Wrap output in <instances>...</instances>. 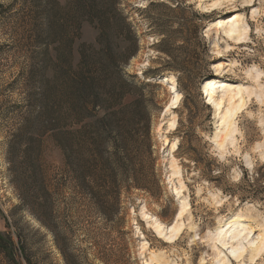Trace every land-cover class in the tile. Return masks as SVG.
<instances>
[{"label":"rangeland","instance_id":"obj_1","mask_svg":"<svg viewBox=\"0 0 264 264\" xmlns=\"http://www.w3.org/2000/svg\"><path fill=\"white\" fill-rule=\"evenodd\" d=\"M118 3L138 39L136 56L124 72L151 86L144 89L147 120L138 114L131 115V121L119 117V132L130 151L125 181L132 183L135 178L142 188L122 192L123 222L119 233H110L100 229L98 215H86L83 207L69 211L71 172L78 162L68 133L78 127L57 129V123L68 120L57 112L56 91L59 75L67 71L68 41L76 35L66 33L74 3L0 0V264H63L52 235L37 220L44 200L55 207L59 203L62 216L75 215L72 245L87 250L90 264H103L98 257L107 239L112 264H224L228 260L264 264V247L254 261L248 254L259 244L264 246V0ZM176 5L184 11L169 9ZM234 15L240 20L233 24L230 39L220 23L229 26ZM178 16L193 19L200 35L184 33L187 43H182L177 24L170 22ZM80 23L73 44L74 65L78 49L93 43L97 34L84 19ZM164 23L170 26L163 28ZM161 29L171 37L163 49L177 62L186 63L180 77L181 99L171 111L177 121L173 131L168 130L170 116L164 113L170 101L168 85L162 81L168 77L176 82L177 76L167 70L169 59L159 52ZM147 71L156 76L145 77ZM207 78L244 87L243 107L226 140L223 126L217 130L215 123L225 112L227 99L220 111L206 105L200 86ZM218 85H214L215 98L227 97L228 89ZM255 170L263 177L261 182L251 181ZM175 188H182L180 200L174 197ZM182 202L188 206L180 220L183 234L171 243L175 239L171 228ZM146 214L152 221L144 219ZM85 216L97 223L90 235L79 231ZM235 216L241 218L236 227ZM155 222L161 224V236L153 228ZM229 222L230 230L221 233ZM237 232L242 235L232 239ZM235 241L241 243L238 252L232 248ZM241 249L246 251L241 263H236L230 252L238 255Z\"/></svg>","mask_w":264,"mask_h":264},{"label":"trees","instance_id":"obj_2","mask_svg":"<svg viewBox=\"0 0 264 264\" xmlns=\"http://www.w3.org/2000/svg\"><path fill=\"white\" fill-rule=\"evenodd\" d=\"M72 1V24L66 29V33L70 37L76 35L68 41L67 71L59 75L56 91L59 99L57 112L65 114L68 120L65 124L57 123V129L62 132L66 126L78 127L68 133L78 162L77 169L73 168L71 172L73 198L69 203V211L83 207L86 215H98L100 229L119 233L125 215L121 207L122 192L134 187L142 188L135 178L130 180L132 183L125 181L129 168L125 165V159L130 151L119 132V117L131 121V115L138 114L147 120L148 107L144 89L151 85L138 83L137 77L124 72L125 66L136 56L138 39L129 18L119 8L118 0ZM169 9L179 13L184 11L178 5ZM81 19L97 34L93 43L83 44L78 49L79 58L74 65L73 44L81 29ZM193 21L183 16L170 21L177 24L178 34H182L179 37L182 43L186 42L182 37L184 33L200 35L201 28L194 25ZM164 24L163 28L170 26ZM63 28L62 26V30ZM158 34L162 37L158 43L159 52L168 57L167 70L177 76L176 89L181 92L183 89L180 77L184 75L186 63L177 62L172 53L163 49L164 45L171 42L165 29H161ZM143 75L153 78L156 73L147 71ZM61 151L64 152L62 146ZM262 178L257 170L251 172L250 179L253 183L261 182ZM40 208L41 214L37 216V220L52 235L63 264H90L87 250L80 247L74 249L72 245V225L75 223L72 219L75 215L62 216L59 203L55 207L46 200L40 203ZM87 217L90 216L83 217L82 221L78 220L81 223L79 231L90 235L97 223L85 220ZM105 242L103 248H100L98 258L103 264H112L113 251L109 240Z\"/></svg>","mask_w":264,"mask_h":264},{"label":"bare ground","instance_id":"obj_3","mask_svg":"<svg viewBox=\"0 0 264 264\" xmlns=\"http://www.w3.org/2000/svg\"><path fill=\"white\" fill-rule=\"evenodd\" d=\"M200 2H204L206 0H199ZM240 20V17L237 15H234L231 19L230 22H228L230 25H223L221 24V30L224 33L225 37L227 38H232V32L235 29V26H233V24L236 22H238ZM245 33V32H244ZM242 34V33H241ZM241 34L238 35V37L241 36ZM229 40V39H228ZM239 40V39H238ZM218 82V89H225L227 90L226 92L229 93V95L226 96H221L220 99H216L215 98V89H214V85ZM162 83H166V85H168L167 87L171 86V89L168 88V93L170 95V101L169 104L165 107V114H168L170 116V119L167 123L168 125V130L169 131H173L176 128L177 125V121H176V116L174 114H172V110L175 109L181 99V95L178 92V90L176 89V83L174 78H168L166 77L164 81H162ZM200 90L202 91L204 98H205V103L206 105L213 107V109L215 111H220L222 110V106H223V102H224V98L227 99V108L225 109V112L223 113V110L220 112V115L217 122L215 123L216 129L218 130L219 128H221V126H223L224 131V140H226L228 137L231 136V134L233 133L230 130V126L232 125V122L235 118V116L241 112V108L243 107V103H244V87L240 84H231L229 82L226 81H217L214 78H207L205 79L201 86H200ZM171 150L175 151L176 150V144L173 142L171 145ZM177 173H174L173 176H176ZM174 197H178V199L180 200V198H183L184 195L182 193V188H175L174 189ZM187 204L185 202H182L180 205V208L177 210L176 214H175V218H174V226L171 228V232L174 234L173 237L175 238L173 242L171 243H175L180 236L183 234L182 231V223H180V220L183 219V217L185 216L186 212H187ZM144 219L146 221H152V218L146 214L144 216ZM241 221L240 216H235L233 219V224L235 225V227L237 226V224ZM231 222H229L228 224H225V226L229 225ZM222 226L221 229V233H224L225 231H229L230 228L232 226H228L226 227L227 229L224 230V227ZM153 228L155 230V232L158 233L159 236L162 235V231H161V224L155 222L153 224ZM252 230V229H251ZM250 230V231H251ZM180 235V236H179ZM242 234L237 232L236 234H234L232 236V239L237 240L239 239V237ZM179 236V237H178ZM178 237V238H177ZM260 238V237H259ZM168 240H171V238H169ZM261 240V239H260ZM237 243V244H236ZM145 245V244H144ZM224 246V245H223ZM263 244H259L258 246H256L253 250L249 251V260L250 261H254L255 256H257V254L262 250L263 248ZM232 248L238 252L239 249L241 248V243L240 241L236 242L235 241V246H232ZM246 249H241V252H239L238 255H235V252H230L231 256L233 257L234 261H236V263H241L242 260L241 257H243L244 253H245ZM240 260V261H239ZM143 264H151L148 263L147 261H143ZM217 263H222V260H217ZM224 264H231V262H229V260L227 262H224Z\"/></svg>","mask_w":264,"mask_h":264},{"label":"water","instance_id":"obj_4","mask_svg":"<svg viewBox=\"0 0 264 264\" xmlns=\"http://www.w3.org/2000/svg\"><path fill=\"white\" fill-rule=\"evenodd\" d=\"M160 79V78H159ZM168 88H170L171 89V86H169Z\"/></svg>","mask_w":264,"mask_h":264}]
</instances>
